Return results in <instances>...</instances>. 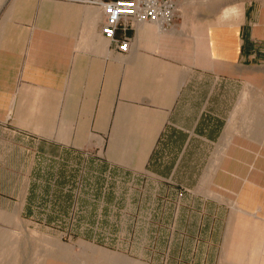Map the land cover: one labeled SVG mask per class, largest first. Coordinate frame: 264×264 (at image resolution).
Returning <instances> with one entry per match:
<instances>
[{
    "label": "crops",
    "instance_id": "crops-1",
    "mask_svg": "<svg viewBox=\"0 0 264 264\" xmlns=\"http://www.w3.org/2000/svg\"><path fill=\"white\" fill-rule=\"evenodd\" d=\"M257 1L176 0L171 29L144 22L116 30L131 41L120 53L100 32L97 6L0 0V122L31 139L35 158L26 186L0 195L1 206L18 203L21 215L49 223L36 208H49L53 194L37 187L50 186L58 202H72L75 224L89 200L92 231L111 223L115 200L127 256L216 264L228 208L199 188L242 79L264 62ZM119 174L132 179L114 194ZM249 217L233 216L227 257L264 264V226Z\"/></svg>",
    "mask_w": 264,
    "mask_h": 264
},
{
    "label": "rangeland",
    "instance_id": "rangeland-1",
    "mask_svg": "<svg viewBox=\"0 0 264 264\" xmlns=\"http://www.w3.org/2000/svg\"><path fill=\"white\" fill-rule=\"evenodd\" d=\"M260 3L263 2L258 0L256 3L258 8ZM249 69L254 71L242 79L240 94L210 158L207 181L199 188L203 192L206 189L208 195L224 202L228 208L226 230L216 264L237 262L238 257L236 262L233 259L234 263L227 257L228 229L235 214L250 215L249 218L264 226V190L261 186L264 184V162L256 161L264 157V130L256 133L257 123L259 126L263 120L264 124V62L254 63ZM30 141L24 133H12L8 123L0 122V195H15L26 186L28 167L35 160L34 144ZM36 179L40 180V176ZM130 179L132 176L117 175L114 194L120 192L122 182ZM37 192L53 194L49 195V208H36V216L48 214L49 223L21 215L18 203L17 209H11L3 207L0 201V264H145L122 250L124 234L121 232L120 208L115 200L109 219L111 223L105 226L99 222L100 225L90 231L94 224L91 226L90 223L88 199L82 200V218L75 224L72 202L68 204L63 198L58 202L57 188L52 191L50 186H38ZM84 195L87 197V192ZM64 204L63 215L61 206ZM133 239H136L135 233L131 234Z\"/></svg>",
    "mask_w": 264,
    "mask_h": 264
},
{
    "label": "built area",
    "instance_id": "built-area-1",
    "mask_svg": "<svg viewBox=\"0 0 264 264\" xmlns=\"http://www.w3.org/2000/svg\"><path fill=\"white\" fill-rule=\"evenodd\" d=\"M86 4L97 6L103 14L100 32L120 53H126L130 48V37L123 34L116 36V30L125 32L144 22H152L159 29H171L177 17L176 0H80ZM182 195V191L178 193Z\"/></svg>",
    "mask_w": 264,
    "mask_h": 264
},
{
    "label": "bare ground",
    "instance_id": "bare-ground-1",
    "mask_svg": "<svg viewBox=\"0 0 264 264\" xmlns=\"http://www.w3.org/2000/svg\"><path fill=\"white\" fill-rule=\"evenodd\" d=\"M63 261V260H62ZM66 263V262H65ZM67 264V263H66Z\"/></svg>",
    "mask_w": 264,
    "mask_h": 264
}]
</instances>
